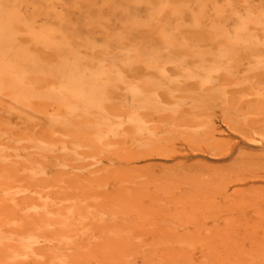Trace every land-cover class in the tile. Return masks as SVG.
I'll return each mask as SVG.
<instances>
[{
  "label": "rangeland",
  "instance_id": "374dc122",
  "mask_svg": "<svg viewBox=\"0 0 264 264\" xmlns=\"http://www.w3.org/2000/svg\"><path fill=\"white\" fill-rule=\"evenodd\" d=\"M64 1L56 0L53 10L66 13ZM215 1L227 29L241 25L264 66V0ZM15 8L22 17L31 16L29 7L19 3ZM42 21L33 16L31 27ZM180 29L182 42L191 30L188 18ZM146 31L147 26L136 29L140 36ZM89 32L96 33L95 27ZM16 37L27 38L24 33ZM138 43V37L124 42L126 47ZM185 51L183 47L181 58H171L180 59L181 68L172 69L176 63H171L163 69L180 82L181 90L191 91L187 99L181 101L183 93L174 89L171 98H164L165 87L157 84L151 109L139 108L137 114L110 108L103 113L108 128L97 145L52 128L50 157L37 156L46 163L40 178L5 201V206L15 205L20 216L36 213V246L61 255L60 264H88L82 259L85 252L89 264H264V126L242 129L241 114L227 107V88L217 87L220 83L214 79L209 89V82L192 78L191 56ZM105 73L123 80L110 82V96L119 107L116 96L128 106L131 95L126 88L156 72L136 60L131 70ZM53 91L59 93V87ZM207 91L213 99L202 100ZM0 101H8L6 94L0 93ZM22 110L29 117L27 134L35 135L39 148L46 147L43 123L47 116L60 115L61 109L46 102L38 110ZM9 126L22 127L16 115L9 117ZM237 131H246V144H237ZM10 136L14 148L2 147L5 161L31 152L30 157L35 156L29 140ZM7 139L1 136L0 142ZM66 151H74L75 161L55 163ZM248 160L250 168L242 164ZM104 253L115 254V259L104 258Z\"/></svg>",
  "mask_w": 264,
  "mask_h": 264
},
{
  "label": "bare ground",
  "instance_id": "6f19581e",
  "mask_svg": "<svg viewBox=\"0 0 264 264\" xmlns=\"http://www.w3.org/2000/svg\"><path fill=\"white\" fill-rule=\"evenodd\" d=\"M55 1L0 0V93L8 97L7 102L0 101V139L4 135L8 138L6 143L0 142V264H25V260L29 264L64 263L62 256L49 248H37L36 213L20 216L15 205L5 206V201L21 186H34L40 178L46 163L37 156L50 157L52 128L69 133L77 141L97 145L108 128L103 113L110 108L137 114L139 108L151 109L157 84L164 85V98H171L174 89L183 93L181 101L187 99L191 91L181 90L180 82L165 75L163 69L171 63H176L172 69L181 68V60L171 58H181L183 47L186 56H191L188 68L192 78L209 82V89L214 79L220 83L217 87L227 88V107L230 113L241 114L242 129L264 126V66L259 64V50L244 37L241 25L234 31L227 29L226 17L215 0H65L66 13L53 10ZM19 3L31 9L30 17L17 13L15 6ZM33 16L43 18L37 27H31ZM185 18L191 30L181 42L180 28ZM141 26L148 28L145 36L136 32ZM90 27H95L96 33H90ZM17 33H24L26 41L18 40ZM137 37L140 43L126 47L125 41L135 42ZM136 60L156 73L126 88L131 95L128 106L116 96L118 107L110 96V82L123 80L118 75L103 74L131 70ZM55 85L59 93H54ZM210 93L202 92V100L213 99ZM46 102L57 105L61 114L45 118L47 145L39 148L35 135L27 134L29 117L22 109L38 110ZM13 115L22 126L18 130L9 126ZM261 130L264 138V127ZM237 132L241 137L237 144H246V131ZM10 135L29 140L35 156L31 158V152L5 161L2 147L14 148ZM73 156L74 151H66L54 160L75 161ZM242 164L251 166L250 160ZM103 256L115 259V254ZM88 257L89 253L82 254L89 264Z\"/></svg>",
  "mask_w": 264,
  "mask_h": 264
}]
</instances>
